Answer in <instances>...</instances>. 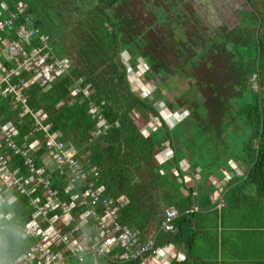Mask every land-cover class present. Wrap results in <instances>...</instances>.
Instances as JSON below:
<instances>
[{
	"label": "trees",
	"instance_id": "trees-1",
	"mask_svg": "<svg viewBox=\"0 0 264 264\" xmlns=\"http://www.w3.org/2000/svg\"><path fill=\"white\" fill-rule=\"evenodd\" d=\"M0 1L11 7L22 1L53 53L69 59L71 67L61 77L29 85L24 92L27 105L42 110L44 124H51L68 147L76 148L80 160L98 168V183L107 196L125 200L118 212L122 224L139 229L144 239L157 233V245L173 243L177 251L186 243L189 250L194 233L184 238L183 224H195L194 218L207 209L219 211L215 182L223 185L221 209L225 198L241 188L264 186V0H243L248 9L238 10L237 25L220 26V32L210 35H205L203 25L194 32L185 17L175 19L173 0L167 5L165 0ZM124 50L137 75L155 84L154 96L175 115L185 113L171 128L159 117L154 101L133 91L121 59ZM141 64L146 66L143 72ZM179 79L187 87L171 101L165 92ZM85 85L90 86L89 97L72 94L74 87ZM90 103L102 108L108 125L105 134L93 135L97 127L88 114ZM19 115L17 103L0 97L2 122L12 120L24 133L31 115L23 116L26 124H18ZM154 118L159 124L145 136L141 129ZM166 143L173 156L159 164L155 155ZM42 153L43 149L36 159L39 166ZM19 160L14 157V162ZM180 161L192 173L200 170L189 184L179 183L173 175ZM236 169L242 174L236 175ZM66 181V175L52 173L51 185L60 192ZM170 205L179 213L178 231L157 232ZM1 211L12 216L0 220V264H12L34 243L20 238L31 211L24 197L12 206L0 205ZM188 254L185 261L194 258L190 250ZM86 258H68L67 264H89ZM174 263L181 261L166 264Z\"/></svg>",
	"mask_w": 264,
	"mask_h": 264
},
{
	"label": "built area",
	"instance_id": "built-area-1",
	"mask_svg": "<svg viewBox=\"0 0 264 264\" xmlns=\"http://www.w3.org/2000/svg\"><path fill=\"white\" fill-rule=\"evenodd\" d=\"M26 11L22 1L13 7L0 1V97L11 98L19 105L18 124H26L23 116L31 115V124L24 133L12 120L2 122L0 117V205L12 206L19 197L26 199L31 215L21 227L20 238L34 241L12 264H67L68 258L83 260L86 256H91L95 263L101 257L114 263L139 260V264L184 260L185 255L176 251L172 243L157 245V233L144 239L139 229L122 224L118 212L125 200L107 196L104 185L98 183V168L80 160L79 151L68 147L59 132L51 129V124H44L42 110H32L27 105L24 92L31 83L53 82L68 72L71 63L67 57L53 53L47 36ZM141 66L146 69L144 64ZM90 92L89 85L72 90V94L81 93L85 98ZM158 113L170 128L179 121L180 114L175 115L165 105ZM88 114L96 123L94 137L105 134L108 125L101 106L90 103ZM158 124L154 118L146 135L141 132L147 136ZM42 149L39 166L36 159ZM172 156L173 150L166 143L155 159L162 164ZM14 157L20 162H14ZM56 171L68 177L63 192L51 185L52 173ZM197 172L200 170L192 173L188 164L180 161L173 175L179 183L188 184ZM236 173L240 175L242 171ZM220 182H215L214 193L218 210L223 206ZM11 216L10 212H0V220ZM178 216L173 205L165 208L157 232L176 233Z\"/></svg>",
	"mask_w": 264,
	"mask_h": 264
},
{
	"label": "crops",
	"instance_id": "crops-1",
	"mask_svg": "<svg viewBox=\"0 0 264 264\" xmlns=\"http://www.w3.org/2000/svg\"><path fill=\"white\" fill-rule=\"evenodd\" d=\"M194 221L184 229V238L194 233L189 248L194 258L178 260L180 264H264V186L243 187L225 198L222 209H207ZM185 247L183 243L177 251L186 259Z\"/></svg>",
	"mask_w": 264,
	"mask_h": 264
},
{
	"label": "rangeland",
	"instance_id": "rangeland-1",
	"mask_svg": "<svg viewBox=\"0 0 264 264\" xmlns=\"http://www.w3.org/2000/svg\"><path fill=\"white\" fill-rule=\"evenodd\" d=\"M173 1L177 3L176 5L170 7L172 8V10H174L172 13L175 14L174 15L175 19L181 21L182 19L184 20L185 17L187 20V24H189V27L193 28L194 32L200 31L201 25H203L204 27L203 31H205V35H210L215 30L217 32H220L218 29L220 28V26L223 25L229 28L235 27L238 22V14H237L238 10L248 9V6L243 5L244 3L243 0H183V2H185L186 4H190L191 5L190 7L184 5L183 2L180 0H173ZM164 3L167 5V3H169V0H165ZM159 9L166 11V9L162 6L159 7ZM180 10H183L185 12V15L182 12H180ZM191 13L194 16H191ZM189 33H192V31L189 30ZM181 39L183 38L181 37ZM121 59L123 63L126 65L128 72L127 74L128 80L129 83L131 84V87L133 88V91H135V93H137L141 98H146L154 101V105L157 108V110L163 107L164 105H162L161 101H159V99L154 96V93L151 94L148 93V91L154 88L155 84L144 82L142 80V76H140V74L137 75V72L129 64V59H130L129 52L124 50L121 53ZM139 67H140V71L144 70V67L142 66ZM137 82H139V84ZM170 86H171V90L169 92H165V94L168 96L169 100L172 101L174 98H176L180 90H184V88L187 87V82L179 79V81L176 82L175 84L170 83ZM184 116L185 113L183 112L182 114L179 115V119L178 117L177 119L180 120ZM149 125L150 124L146 125L148 130L147 129L141 130L145 135L149 131ZM183 226L184 228L187 227L186 224H183ZM85 260L86 263L96 264L93 258L87 257Z\"/></svg>",
	"mask_w": 264,
	"mask_h": 264
},
{
	"label": "water",
	"instance_id": "water-1",
	"mask_svg": "<svg viewBox=\"0 0 264 264\" xmlns=\"http://www.w3.org/2000/svg\"><path fill=\"white\" fill-rule=\"evenodd\" d=\"M83 80V78H81Z\"/></svg>",
	"mask_w": 264,
	"mask_h": 264
}]
</instances>
